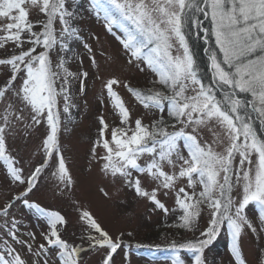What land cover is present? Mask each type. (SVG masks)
I'll return each instance as SVG.
<instances>
[{
  "label": "snow or ice",
  "instance_id": "6c2138e0",
  "mask_svg": "<svg viewBox=\"0 0 264 264\" xmlns=\"http://www.w3.org/2000/svg\"><path fill=\"white\" fill-rule=\"evenodd\" d=\"M92 8L103 14L109 32L112 25L121 30L123 36L116 38L123 48L156 77L147 88L116 77L104 82L119 124L111 127L98 117L90 153L101 173L149 202L151 212L168 214L159 197L174 194L181 212L177 229L195 233L207 211V226L196 239L173 241L172 264H206L205 250L225 225L234 264H248L239 243L242 233L264 236V135L254 126L258 121L264 133V0H92ZM75 17L72 0H0V165L14 189L0 204V264H82L85 249L62 238L65 216L29 199L53 158L57 191L71 192L75 183L59 151L61 113L73 106L72 83L78 80L83 93L88 77L67 66L70 41L82 39ZM191 27L209 45L204 50L209 83L199 75L189 47L186 29ZM83 47L95 65L91 45ZM114 86L124 87L153 114L149 123L143 116L133 120ZM39 127L45 129L42 158L26 171L9 140L21 128L27 138ZM253 203L259 206L255 219L246 213ZM17 204L44 218L45 243L34 246V232L28 239L19 236L16 218L9 219ZM76 210L88 233V250L100 254V264H115L125 233L113 239L90 211ZM182 252L191 254L190 262ZM256 264H264V253Z\"/></svg>",
  "mask_w": 264,
  "mask_h": 264
},
{
  "label": "rangeland",
  "instance_id": "374dc122",
  "mask_svg": "<svg viewBox=\"0 0 264 264\" xmlns=\"http://www.w3.org/2000/svg\"><path fill=\"white\" fill-rule=\"evenodd\" d=\"M72 10L76 13L75 26L82 39L70 41L67 66L73 72H87L88 77L84 80L83 93L79 92L78 80L72 83L73 106L69 113H61L59 151L75 183L71 192L61 195L57 191L56 178L51 175L56 170V160L53 158L50 166L42 173L38 188L29 199L47 210L58 211L65 216L67 227L61 230L62 238L85 249L82 264H100L101 256L95 250H88V233L84 223L79 221L77 207L90 211L113 239L121 232L125 233L122 249L114 257L115 264H172L177 254L172 247L173 241L196 239L199 230L207 226V211L202 213L199 229L195 233L177 229L175 225L179 222L181 212L175 205L174 194L159 197L170 209L168 214L160 210L151 212L152 205L149 202L137 198L133 190L124 187L119 181L114 182L110 177L104 176L100 171V164L90 153L99 127L98 117L103 115L111 127L119 124V117L103 88L104 82L116 77L122 82L128 81L133 87L147 88L151 87L149 81L156 77L141 60L132 59L123 48L116 38L123 36V33L116 25H112V32L107 30L103 14L97 16L92 8V0H72ZM84 42L89 43L93 49L92 55L97 62L95 65L91 63L90 54L83 47ZM130 59L131 64L128 63ZM139 68H145V71L141 72ZM114 90L131 111L133 120L143 116L145 124L150 122L153 114L146 112L124 87L114 86ZM30 131L31 135L25 138L26 134L21 128L20 134L14 140L10 139L8 145L12 154L25 163L26 171L29 165L38 163L42 158L39 146L45 129L39 127ZM100 188H104L109 195L105 197ZM11 191L14 189H10L5 182L3 166L0 165V204L10 198ZM172 209L176 211L173 212ZM258 212L259 206L255 203L246 209L249 218L255 219ZM11 216L18 222V233L22 239H28V233L34 232V246L45 243L41 233L47 232L48 228L43 217L20 204L10 210L9 219ZM3 225L4 218L0 217V227ZM128 232H132V236L129 237ZM231 243V234L225 225L205 250L206 264H234V257L230 252ZM239 243L248 264H256L257 256L264 253V236L248 230L242 233ZM181 254L190 262V253Z\"/></svg>",
  "mask_w": 264,
  "mask_h": 264
},
{
  "label": "trees",
  "instance_id": "16d2710c",
  "mask_svg": "<svg viewBox=\"0 0 264 264\" xmlns=\"http://www.w3.org/2000/svg\"><path fill=\"white\" fill-rule=\"evenodd\" d=\"M205 25L208 24L207 21H204ZM186 32L188 33L187 39L189 43V47L192 50L194 57L197 61V64L200 68L199 75L204 80L205 83L210 82V69H209V62L207 55L205 53V48L209 47L208 44H206L202 38V34H198L199 30L195 27H191L190 29H186ZM214 46V45H213ZM220 94L218 93V96ZM242 98L249 99V97L246 94H240ZM254 126L257 128L258 133L261 135H264V133L260 132V125L258 121L255 122Z\"/></svg>",
  "mask_w": 264,
  "mask_h": 264
}]
</instances>
